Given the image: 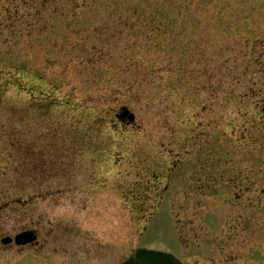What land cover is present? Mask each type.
I'll use <instances>...</instances> for the list:
<instances>
[{
	"label": "rangeland",
	"instance_id": "1",
	"mask_svg": "<svg viewBox=\"0 0 264 264\" xmlns=\"http://www.w3.org/2000/svg\"><path fill=\"white\" fill-rule=\"evenodd\" d=\"M257 61L264 0H0V167L23 140L25 195H53L0 217V264L137 246L264 264V102L239 81L250 67L256 86ZM29 229L36 244H1Z\"/></svg>",
	"mask_w": 264,
	"mask_h": 264
},
{
	"label": "trees",
	"instance_id": "2",
	"mask_svg": "<svg viewBox=\"0 0 264 264\" xmlns=\"http://www.w3.org/2000/svg\"><path fill=\"white\" fill-rule=\"evenodd\" d=\"M152 22V27H154L155 30H158L160 28V20L156 18ZM252 65L256 67L254 72L257 77V84L254 86L256 90L253 87H250L246 85L244 82L246 81L248 72H250L251 68L244 67L242 68L241 72L239 73V81H243V84L241 88L244 90V96H264V64L262 61L253 62ZM255 82V81H254ZM262 103L264 102V99L262 98ZM264 111V108H263ZM19 122L21 125L25 123L24 119V113L23 110L21 112H18ZM24 119V120H23ZM22 120V121H21ZM20 145V146H19ZM23 140H18L13 147H15L16 157L15 161L12 164H3L2 167H0V213L7 212L10 208V206L15 207H21L26 204L27 196H25V193L27 191L26 185L27 182L25 180H20L19 176H23V173L26 172V165L24 164V150L25 148L22 146ZM14 152V151H13ZM39 170L38 167H35ZM18 174V175H16ZM22 183V186L19 184ZM24 185V187H23ZM14 187L15 192H11L10 190Z\"/></svg>",
	"mask_w": 264,
	"mask_h": 264
},
{
	"label": "water",
	"instance_id": "3",
	"mask_svg": "<svg viewBox=\"0 0 264 264\" xmlns=\"http://www.w3.org/2000/svg\"><path fill=\"white\" fill-rule=\"evenodd\" d=\"M35 237L31 233H22L16 236L15 242L19 245H24L33 241ZM10 240H4L8 243ZM126 264H179L166 254L160 252L146 251L139 249L136 254Z\"/></svg>",
	"mask_w": 264,
	"mask_h": 264
},
{
	"label": "flooded vegetation",
	"instance_id": "4",
	"mask_svg": "<svg viewBox=\"0 0 264 264\" xmlns=\"http://www.w3.org/2000/svg\"><path fill=\"white\" fill-rule=\"evenodd\" d=\"M37 235H39V234H37ZM42 244H40V251H43V250H45L46 249V247H47V242L45 241V240H42V242H41ZM39 251V252H40Z\"/></svg>",
	"mask_w": 264,
	"mask_h": 264
}]
</instances>
